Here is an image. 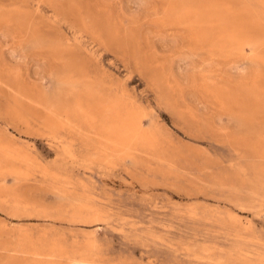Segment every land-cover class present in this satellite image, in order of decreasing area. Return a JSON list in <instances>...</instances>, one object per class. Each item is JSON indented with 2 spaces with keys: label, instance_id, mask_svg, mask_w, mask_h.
<instances>
[{
  "label": "rangeland",
  "instance_id": "obj_1",
  "mask_svg": "<svg viewBox=\"0 0 264 264\" xmlns=\"http://www.w3.org/2000/svg\"><path fill=\"white\" fill-rule=\"evenodd\" d=\"M55 1L0 0V264H264V0H230L250 26L256 23L250 29L257 47L226 48L190 43L181 24H164L157 11L165 0H74L72 12ZM101 2L124 29L115 43L93 22ZM19 15L22 23H10L12 33L5 17ZM184 55L187 60H179ZM37 65L44 66L39 77ZM228 65L248 67L258 74V86ZM206 87L234 88L237 98L219 104ZM90 91L101 102H117L121 117L131 116L129 152L108 156L96 148L94 128L76 109Z\"/></svg>",
  "mask_w": 264,
  "mask_h": 264
},
{
  "label": "bare ground",
  "instance_id": "obj_2",
  "mask_svg": "<svg viewBox=\"0 0 264 264\" xmlns=\"http://www.w3.org/2000/svg\"><path fill=\"white\" fill-rule=\"evenodd\" d=\"M51 1H53L54 3L56 2L55 0H51ZM59 1L60 0H58V2L57 3H59ZM61 1H64V2H66L65 4L67 5L66 7L67 8H69V10L70 9H72L70 12H72V11H76L77 10V8L78 7H75V4L76 3H74V0H61ZM104 1V0H103ZM111 1V0H110ZM123 1V0H122ZM147 1H149V0H146V3H148ZM152 1V0H151ZM263 1V0H262ZM63 2V3H64ZM89 2V1H88ZM97 2H98V0H97ZM62 3V2H61ZM90 3V2H89ZM92 3V2H91ZM123 3H124V1H123ZM122 3V4H123ZM128 3V2H127ZM141 3H144V1L142 0L141 1ZM152 3H153V1H152ZM230 3H232V2H230V0H165V2L162 4V6L160 7V10H158L157 12H158V16H164L165 18H163L162 19V21H164V24H165V20H167V22L168 21H171V22H178L179 24H181L182 25V29H183V31L184 30H186V32H188L189 34H190V36H191V39H190V43H191V40L193 39V42H195V44H201V43H203V42H206V41H213V46H215V47H218V48H226V47H229V46H231V45H238V46H243V45H245V44H254V45H256V47H257V42H256V40L253 38V30H251L250 29V27L251 26H253L254 25V28L256 27L255 26V22H254V24H252L251 26H250V24H248L247 23V21L244 19V17H242V14H241V11L239 12H237V10L235 11V10H233L232 8H231V4ZM256 3V2H255ZM93 4V3H92ZM92 4H91V6H92ZM95 4H96V2H95ZM98 4H99V2H98ZM98 4H96V5H98ZM124 4H126V1H125V3ZM236 4H237V2H236ZM86 5V4H85ZM109 5V4H108ZM117 5V4H116ZM120 5V4H119ZM128 5V4H127ZM142 4H140V6H141ZM150 5V4H149ZM51 6H53V5H51ZM76 6H78V5H76ZM100 8H101V10H100V16H99V13H98V17H97V21H93V22H95L96 24H98V23H101V25L103 26V28H104V30L106 31V33L109 35V39H111L112 40V42H113V40H115L116 38H122L123 39V37L124 36H120V32H122L123 30H121V27H119V25L117 24V26L116 25H114V22H112L111 21V19H110V15H109V11H108V8H107V6L105 7V5L103 4V2H101L100 3ZM125 7H126V5H124ZM142 6H144V4L142 5ZM148 6V5H147ZM255 6H257V5H255ZM54 7V6H53ZM65 7V8H66ZM120 7V6H119ZM129 7V6H128ZM55 8V7H54ZM74 8H76L75 10H74ZM87 8H88V6H87ZM92 8V7H91ZM95 8H96V6H95ZM107 8V9H106ZM110 9H111V7H109ZM56 9V8H55ZM58 9H60V8H57V10ZM64 9V8H63ZM127 9H129V8H127ZM130 9H133V8H130ZM234 9H235V7H234ZM249 9H252V8H249ZM68 10V9H67ZM83 10V9H82ZM87 10V9H86ZM96 10V9H95ZM103 10H105V11H103ZM125 10V9H124ZM134 10V9H133ZM240 10V9H239ZM56 11V10H55ZM92 11V10H91ZM111 11V10H110ZM115 11V10H114ZM127 11V10H126ZM14 12V11H13ZM58 12H61V10H59ZM87 12V11H86ZM122 12V11H121ZM124 12V11H123ZM262 12V11H261ZM62 13V12H61ZM60 13V14H61ZM92 13V12H91ZM95 13V12H94ZM113 13V12H112ZM125 13V12H124ZM123 13V14H124ZM154 13V12H153ZM54 14H55V12H54ZM62 14H64V13H62ZM66 14H68V13H66ZM66 14L64 15L65 17H63L64 19L66 18ZM96 14V13H95ZM117 14V13H116ZM130 14V13H129ZM134 14V13H133ZM140 14V13H139ZM24 15V14H23ZM78 15V14H77ZM86 15V14H85ZM131 15V14H130ZM61 16H63V15H61ZM69 16V15H68ZM116 16V15H115ZM131 16H136V13H135V15H131ZM138 16V15H137ZM244 16V15H243ZM83 17V16H82ZM87 17V16H86ZM253 17V16H252ZM259 17H261V16H259ZM5 18H8L7 20L5 19ZM4 19L8 22V24L7 25H10V23H14L15 24V22H17V24H19V23H22V22H20V20H22L23 18L21 17V15H19V16H16V18H15V16L13 17V16H6ZM84 18V17H83ZM117 18V17H116ZM123 17L121 16V19H122ZM162 18V17H161ZM263 18V17H262ZM25 19H27V18H25ZM67 19V18H66ZM69 19V18H68ZM71 19H74V18H71ZM88 19H89V14H88ZM28 20V19H27ZM86 20V19H85ZM93 20H94V18H93ZM144 21H145V18L143 19ZM256 20V19H255ZM254 20V21H255ZM258 20V19H257ZM89 21V20H88ZM122 21V20H121ZM140 21V20H139ZM139 21H137V22H139ZM149 21V20H148ZM155 21V20H154ZM262 21H264V19L262 20ZM71 22V21H70ZM69 22V23H70ZM73 22H75V21H72L71 23H73ZM90 22V21H89ZM115 22H116V20H115ZM131 22V21H130ZM141 22V21H140ZM150 22V21H149ZM166 22V23H167ZM79 23V22H78ZM77 23V24H78ZM92 23V22H91ZM142 23H144V22H142ZM142 23H140V24H142ZM158 23V22H157ZM54 23H52V25H53ZM76 24V23H75ZM79 24H81V23H79ZM138 24V23H137ZM168 24V23H167ZM171 24V23H170ZM82 25V24H81ZM95 25V24H94ZM79 26V25H78ZM83 27H85V29H86V27L87 26H85L84 24L82 25ZM121 26V25H120ZM131 26V25H130ZM138 27H139V24L137 25ZM5 27V26H4ZM27 27V34H28V36L29 35H31V33H30V29L28 28V27H30L29 25L28 26H26ZM26 27H23V29H25ZM95 27V26H94ZM259 27V26H258ZM7 28H9V30H11V32L12 33H14V30L12 29V27H11V25L10 26H7ZM6 28V29H7ZM14 28V27H13ZM16 28H18V27H16ZM96 28V27H95ZM133 28H135V26H133ZM253 28V29H254ZM257 28V27H256ZM15 29V28H14ZM35 29V28H34ZM34 29H32L31 31L33 32L34 31ZM84 29V28H83ZM182 29H179V30H182ZM8 30V29H7ZM18 30V29H17ZM87 30V29H86ZM90 30V29H89ZM88 30V31H89ZM258 30V29H257ZM6 31V30H5ZM4 31V32H5ZM88 31H87V33H88ZM105 31H104V33H105ZM263 31V30H262ZM11 32H9V33H11ZM25 32V33H26ZM53 32V37L51 38V39H53L54 38V34H55V32H54V30L52 31ZM136 32H137V30H136ZM139 32V31H138ZM137 32V33H138ZM8 33V32H7ZM11 33V35H13ZM96 33H97V31H96ZM105 33V34H106ZM123 33V32H122ZM134 33V32H133ZM257 33V32H256ZM261 33V32H260ZM26 34V35H27ZM57 34V33H56ZM55 34V35H56ZM90 34V33H89ZM92 34V33H91ZM90 34V35H91ZM124 35H125V33H123ZM141 34V33H140ZM258 34V33H257ZM18 35H20V33L18 34ZM52 35V34H51ZM100 35V34H99ZM255 35V34H254ZM4 37H5V34L3 35ZM57 36V35H56ZM94 36V35H93ZM92 36V37H93ZM101 36V35H100ZM118 36H120V37H118ZM140 36V35H139ZM24 37V36H23ZM23 37H21V39H23ZM27 37V36H26ZM105 37H106V35H105ZM63 38H64V36H63ZM62 38V39H63ZM94 38V37H93ZM98 38H100V37H98L97 36V39ZM140 38H141V36H140ZM156 38V37H155ZM108 39V40H109ZM121 39V40H122ZM127 38H125V40H126ZM131 39H132V41L134 40V37L132 38L131 37ZM174 39V38H173ZM179 39V38H178ZM187 39V38H186ZM16 40V39H15ZM17 40H19V39H17ZM38 40H39V42H42V43H44L43 41H42V39H40V38H38ZM95 40V39H94ZM120 40V39H119ZM118 40V41H119ZM127 40H129V39H127ZM182 40V39H181ZM181 40H180V42H181ZM65 41V40H64ZM96 41V40H95ZM123 41V40H122ZM175 41H176V39L174 40V41H172L171 42V44H176L175 43ZM179 41V40H178ZM188 41V40H187ZM70 42V41H69ZM74 42H75V40H74ZM97 42V41H96ZM99 42H100V40H99ZM98 42V43H99ZM103 42V41H102ZM116 42H117V40H116ZM124 43L126 42V41H123ZM134 42H136V41H134ZM134 42H133V44H134ZM177 42V41H176ZM183 42V41H182ZM61 43V42H60ZM67 43V42H66ZM113 43H115V41L113 42ZM130 43V42H129ZM264 43V42H263ZM69 44V43H68ZM73 45H74V43H72ZM78 44H79V42H78ZM78 44H76V45H78ZM100 44V43H99ZM117 44H118V42H117ZM122 44L123 43H121V47H122ZM150 44V43H149ZM156 44H157V41H156ZM170 44V45H171ZM53 45V44H52ZM81 45V44H80ZM101 45V44H100ZM104 45H106L105 43H104ZM103 45V46H104ZM124 45H126V44H124ZM130 45V44H129ZM143 45V44H142ZM141 45V46H142ZM154 45V44H153ZM159 45V44H158ZM157 45V46H158ZM83 46V45H82ZM107 46V45H106ZM119 46V45H118ZM156 46V45H155ZM160 46V45H159ZM58 46H56L55 48H57ZM71 47V46H70ZM79 47V46H78ZM84 47V46H83ZM105 47V46H104ZM111 46H109V48H110ZM121 47L119 48V49H121ZM127 47V46H126ZM130 47V46H129ZM137 47V46H136ZM144 47L145 46H143V49H144ZM154 47V46H153ZM162 47H165V45L164 46H162ZM103 48V47H102ZM139 48V47H138ZM264 48V47H263ZM58 49V48H57ZM81 48H78V51L80 50ZM104 49V48H103ZM106 49H107V47H106ZM118 49V50H119ZM124 49H126V48H124ZM128 49V48H127ZM126 49V50H127ZM150 49H153V48H150ZM148 50L149 52H151V50ZM157 49H159V48H157ZM52 51H51V53L53 52V49H51ZM105 50V49H104ZM109 50H111V49H109ZM166 50V49H165ZM168 51H171L172 50V46L170 47V48H168L167 49ZM13 51V50H12ZM56 51V50H55ZM58 51V50H57ZM60 51V50H59ZM58 51V52H59ZM70 51H73V50H70ZM83 51H84V49H83ZM112 51V50H111ZM122 51H124V50H122ZM132 51H134L133 49H132ZM153 52H154V49L152 50ZM158 50H156V52H157ZM135 52V51H134ZM143 52V51H142ZM144 52L146 53L147 51H145L144 50ZM144 52H143V54H144ZM54 53V52H53ZM83 53H85V51L83 52ZM148 53V52H147ZM55 54V53H54ZM63 54H64V52H63ZM65 54L67 55V53L65 52ZM64 54V55H65ZM129 54V53H128ZM127 54V55H128ZM135 54V53H134ZM149 54H151V53H149ZM3 55V54H2ZM7 55V54H6ZM6 55H3V56H6ZM56 55H58L59 56V54H56ZM69 55H71V57L73 58H75V56H72L73 54H70L69 53ZM68 55V56H69ZM85 55V54H84ZM145 55V54H144ZM148 55V54H147ZM146 55V56H147ZM158 55V54H157ZM62 56V55H61ZM90 56V55H89ZM89 56H88V59H89ZM138 56V55H137ZM150 56V55H149ZM7 57V56H6ZM11 57V55L8 57V58H10ZM70 56L68 57V58H71ZM85 57V56H84ZM151 57H152V55H151ZM158 57V56H157ZM68 58H67V61H69L68 60ZM71 58V59H72ZM73 58V60H75ZM81 58H83V56H81ZM81 58L79 59V61L81 60ZM135 58L136 57H134V60H135ZM153 58V57H152ZM178 58V57H177ZM2 59H3V57H2ZM1 59V60H2ZM11 59V58H10ZM94 59V58H93ZM92 59V60H93ZM136 59H139V57L138 58H136ZM149 59V58H148ZM183 59H186L187 60V56H183V58L182 57H179V60H182L183 61ZM1 60H0V62H1ZM5 60V59H4ZM6 60H7V58H6ZM6 60H5V62H6ZM72 60V61H73ZM77 60V59H76ZM76 60L74 61V62H76ZM87 60V59H86ZM95 60V59H94ZM145 62H146V60L145 59H143ZM150 60V59H149ZM153 60H157V59H154L153 58ZM12 61V60H11ZM10 61V62H11ZM78 61V62H79ZM82 61V60H81ZM90 61V60H89ZM138 61V60H137ZM136 60H135V62H137ZM160 61V60H159ZM176 61V60H175ZM73 62V63H74ZM88 62V61H87ZM92 62V61H91ZM151 62V61H150ZM158 62V61H157ZM179 62V61H178ZM177 62V63H178ZM190 62V61H189ZM189 62H188V64H189ZM192 62V61H191ZM194 62V61H193ZM68 63V62H67ZM70 63H72V62H70ZM72 63V64H73ZM82 63H84V62H82ZM82 63H80V64H78V63H75V64H77V65H81ZM132 63V62H131ZM144 63V62H143ZM163 63V62H162ZM165 63V62H164ZM174 63V62H173ZM177 63H175L174 64V66H177ZM212 63V62H211ZM4 64V66L6 67V65H5V63H3ZM8 64V63H7ZM72 65V66H75V67H78V66H76V65ZM145 64H148V63H145ZM186 64V63H185ZM190 64H192V63H190ZM207 64H209V63H207ZM213 64V63H212ZM82 65H84V64H82ZM140 65V64H139ZM153 65H155V64H153ZM158 65H159V63H158ZM161 65V64H160ZM165 64H163V66H164ZM173 65V64H172ZM210 65V64H209ZM208 65V66H209ZM9 66H11V64L9 65ZM9 66H7L8 68H9ZM47 66V65H46ZM71 66V64L68 66V67H70ZM87 66V65H86ZM141 66V65H140ZM188 66V65H187ZM191 66V65H190ZM211 66V65H210ZM214 66V65H213ZM212 66V67H213ZM229 67L227 68L228 69V71L230 72V70L229 69H232L234 66H230V65H228ZM39 68V69H37V71H35V75L36 74H38L37 76L39 77V75L41 74L40 73V71H44L43 69H44V66L42 65L41 67L39 66L38 67V65L37 66H35V68ZM67 67V66H66ZM81 67V66H80ZM207 67V66H206ZM205 67V68H206ZM216 67V66H215ZM17 67H15V69H16ZM62 68V67H61ZM83 67H81V69H82ZM146 68V67H145ZM144 68V69H145ZM175 68V67H174ZM209 68V67H208ZM76 69H79V68H76ZM143 69V70H144ZM147 69V68H146ZM149 69V68H148ZM152 69H153V67H152ZM163 69V68H162ZM234 69H235V75L240 79V80H250L251 81V86L252 87H255V86H258V84H257V82H256V78H257V75L258 74H255V73H253L248 67H239L238 65L237 66H235L234 67ZM3 70V69H2ZM67 70H68V68H67ZM71 71L73 70V69H70ZM141 70H142V67H141ZM143 70H142V72H143ZM150 70V69H149ZM165 70V69H164ZM163 70V71H164ZM174 70V69H173ZM6 71H7V68H6ZM10 71V70H9ZM62 71H64L63 69L61 70V72ZM74 71H75V69H74ZM155 71V70H154ZM176 73L175 74H177V72L178 71H176V70H174ZM181 71V70H180ZM180 71L178 72V73H180ZM227 70H226V73L228 72ZM8 72V71H7ZM15 72V71H14ZM60 72V73H61ZM145 72H147L148 73V71H145ZM157 72V71H156ZM184 72V71H183ZM6 73V72H5ZM4 73V74H5ZM34 73V72H33ZM40 73V74H39ZM66 73H67V71H66ZM76 75H77V73L76 72H74ZM73 73V74H74ZM93 73V72H92ZM95 73V72H94ZM93 73V74H94ZM141 73V72H140ZM174 73V72H173ZM259 73H261V72H259ZM263 73V72H262ZM68 75L70 74V72L68 71V73H67ZM81 74V73H80ZM79 74V75H80ZM151 74H152V72H151ZM156 74V73H155ZM161 74V73H160ZM188 73H186V75H187ZM234 74V73H233ZM232 74V75H233ZM10 75H11V73H10ZM33 75V74H32ZM86 75V74H85ZM84 75V76H85ZM96 75V74H95ZM178 75V74H177ZM180 75V74H179ZM192 75V74H191ZM6 76H7V74H6ZM13 77H15L14 75H12ZM41 76V75H40ZM55 76H58V75H55ZM60 76H61V74H60ZM86 76H88V75H86ZM148 76V75H147ZM176 76V75H175ZM12 77V78H13ZM36 77V76H35ZM96 77V76H95ZM99 77V76H98ZM103 77V76H102ZM101 77V78H102ZM198 76H194V74H193V76L191 77L190 76V81L193 83V84H196L197 82H198V79L199 78H197ZM8 78L9 79H11L10 78V76H9V74H8ZM7 78V79H8ZM33 78H34V75H33ZM37 78V77H36ZM42 78V77H41ZM56 78V77H55ZM81 78H83V76L81 75V77H80V79ZM93 78V77H92ZM97 78V77H96ZM100 78V77H99ZM167 78H169V77H167ZM180 78H181V76H179V80H180ZM186 78V77H185ZM19 79V78H18ZM74 79V78H73ZM79 79V78H78ZM88 79V78H87ZM86 79V80H87ZM98 79V78H97ZM164 80H165V78H163ZM177 79V78H176ZM13 79H11L10 81H12ZM15 80V79H14ZM36 80V79H35ZM85 80V79H84ZM83 80V81H84ZM182 80H183V76H182ZM185 80V79H184ZM189 80V78L187 79V81ZM2 81V80H1ZM7 81H9V80H7ZM9 81V82H10ZM16 81H18V80H15L14 82H16ZM79 81V80H78ZM81 81V80H80ZM79 81V82H80ZM176 81V80H175ZM181 81V80H180ZM212 81V80H211ZM13 82V81H12ZM11 82V84H14V83H12ZM34 82V81H33ZM39 82V81H38ZM37 82V83H38ZM60 82V81H59ZM58 82V83H59ZM67 82V81H66ZM65 82V83H66ZM184 82V81H183ZM204 82V81H203ZM35 83H36V81H35ZM62 83V82H61ZM69 83V82H68ZM73 83V82H72ZM82 83H84V82H82ZM88 83V82H87ZM90 83V82H89ZM89 83L88 84H86L85 86H87V85H89ZM94 83H96V82H94ZM98 83V82H97ZM174 83H176V82H174ZM247 83H248V81H247ZM77 84V83H76ZM99 84H101V83H99ZM164 84V82H161V85H163ZM16 85H18V83H16ZM16 85H14V86H16ZM35 85V84H34ZM79 85V84H78ZM91 85H92V83H91ZM91 85H89L90 87H91ZM97 85V84H96ZM165 85V84H164ZM167 85V84H166ZM188 85V84H187ZM187 85H186V87H187ZM201 85V84H200ZM210 85V84H209ZM1 86V85H0ZM3 86V85H2ZM6 86V85H5ZM12 86V85H11ZM72 86V85H71ZM104 86V85H103ZM191 86H192V84H191ZM194 86V85H193ZM8 88H9V86H7ZM26 87V86H25ZM79 87H80V85H79ZM100 87V86H99ZM174 87V86H173ZM172 87V88H173ZM190 87V85L188 86V88ZM199 87V86H198ZM222 87H223V85H222ZM8 88H6L7 90H8ZM19 88V87H18ZM28 88V87H27ZM72 89H73V86L71 87ZM70 88V89H71ZM81 88V87H80ZM85 87H82V89H84ZM89 88V87H88ZM106 88V87H105ZM125 88V87H124ZM174 88H176V87H174ZM178 88V87H177ZM176 88V89H177ZM181 88V87H180ZM203 88V87H202ZM210 88V87H209ZM212 88V87H211ZM224 88H226V87H224ZM11 89V88H10ZM24 89V88H23ZM29 89V88H28ZM62 89V88H61ZM63 89L64 90H66L64 87H63ZM79 89V88H78ZM85 89H87V88H85ZM109 89V88H108ZM165 89V88H164ZM205 90H207L208 88L206 87V88H204ZM204 89H201V90H204ZM229 89V88H228ZM21 90L22 89H20L19 91H20V93H21ZM63 90V91H64ZM69 90V89H68ZM68 90H67V92H68ZM91 90H92V88H91ZM99 90H100V88H99ZM180 90V89H179ZM183 90H185V89H183ZM194 90H196V89H194ZM193 90V91H194ZM198 90V89H197ZM200 90V89H199ZM198 90V91H199ZM230 90H231V88H230ZM15 91V90H14ZM18 91V92H19ZM26 91V89L25 90H23V92H25ZM32 91V90H31ZM176 91V90H175ZM233 91H234V88H233ZM232 90H231V92H227V91H225L224 89H208L207 91H205L207 94H208V96H210V98H212L215 102H218L219 104H224V105H226L227 104V98H231V99H233V100H235L236 98H237V93L236 92H233ZM11 92V91H10ZM34 92V91H33ZM44 92V91H43ZM87 92H88V90H87ZM92 92H94L95 94H96V91H93L92 90ZM100 92H101V90H100ZM164 92H166V91H164ZM177 92V91H176ZM180 92V91H179ZM185 92H187V91H185ZM4 93V92H3ZM12 93V92H11ZM16 93H17V91H16ZM19 93V96L20 95H22V93L20 94ZM35 93H36V91H35ZM34 93V94H35ZM40 93V91L37 93L38 95H40L39 94ZM51 93H53V92H51ZM69 93V92H68ZM192 93V92H191ZM198 93V92H197ZM202 93L203 94H205L203 91H202ZM247 93V92H246ZM245 93V94H246ZM8 94V93H7ZM25 94V93H24ZM27 94H29V93H27ZM33 94V93H32ZM63 94V93H62ZM67 94V93H66ZM76 94V93H75ZM74 93H73V95H75ZM98 94H99V92H98ZM178 94V93H177ZM207 94L206 95H204V96H207ZM239 94V93H238ZM244 94V93H243ZM18 95V94H17ZM77 95V94H76ZM83 95V94H82ZM84 95H87V94H84ZM103 95V94H102ZM106 95V94H105ZM115 95H117V93L115 94ZM174 95H176L175 93H174ZM194 95V94H193ZM199 95H201V93L199 94ZM23 96V95H22ZM41 96V95H40ZM39 96V97H40ZM53 96H55V95H53ZM57 96H59V95H57ZM72 96V95H71ZM107 96V95H106ZM171 96V95H170ZM172 96H173V94H172ZM171 96V97H172ZM185 96H192V95H185ZM195 96H196V92H195ZM239 96H241V95H239ZM246 96V95H245ZM248 96V95H247ZM18 97V96H17ZM28 97V96H27ZM38 96L37 97H34V98H39ZM62 97V96H61ZM63 97H65V95H63ZM62 97V98H63ZM69 97V96H68ZM104 97V96H103ZM180 97V96H179ZM198 97V96H197ZM13 98V97H12ZM59 98V97H58ZM66 98H67V96H66ZM65 98V99H66ZM74 98H76L77 99V96L76 97H74ZM73 98V99H74ZM99 98H101L100 97V94L98 95V96H96V95H94V94H92L91 93V91H90V93H88V95L87 96H85L84 98H82L83 100H81V101H79L80 103H79V106H77V108L76 109H78V111L79 112H81V115L83 116H85V117H87V121H88V125H91L90 127H92V128H94V130H92V133H93V135L95 136H97V138H98V142L96 143V141H95V143H96V148L97 149H99V150H102V151H104V152H106L107 154H108V156H114V155H116L117 153H119V152H129L130 151V144L132 143V140H133V138H134V129H133V121H132V118H131V116L130 115H127L126 117H121V115H120V111H119V106H118V104H117V102H114L113 100L112 101H103V102H101V101H99ZM106 98V97H105ZM175 98V97H174ZM194 97H192V99H193ZM204 98V97H203ZM210 98H209V101H210ZM23 99V98H22ZM64 99V98H63ZM64 99V100H65ZM69 99H71V97L69 98ZM75 99V100H76ZM178 99L179 98H177V103H179L178 102ZM185 99V98H184ZM190 99V98H189ZM202 99V98H201ZM207 99H208V97H207ZM244 99V98H243ZM28 100H30V99H28ZM72 100V99H71ZM70 100V101H71ZM105 100V99H104ZM180 100V99H179ZM188 100V99H187ZM205 100V99H204ZM238 100V99H237ZM16 101V100H15ZM24 101H25V99H24ZM46 101V103H47V101L48 100H45ZM181 101V100H180ZM192 101L193 100H191V103H192ZM206 101V100H205ZM213 101V102H214ZM38 102V101H37ZM42 102V101H41ZM65 102V101H64ZM184 102H185V100H184ZM190 102V101H189ZM195 102V101H194ZM193 102V103H194ZM196 102H197V100H196ZM195 102V103H196ZM207 102V101H206ZM211 102V101H210ZM213 102H211V103H213ZM214 102V103H215ZM237 102H239V101H237ZM26 103H27V101H26ZM35 103V102H34ZM59 103V102H58ZM75 103V102H74ZM31 104V103H30ZM42 105H43V103H41ZM52 104H54L53 103V100H52V98H51V105ZM201 104V103H200ZM217 103H215V105H216ZM236 104H238V103H236ZM241 104H243V103H241ZM64 105V104H63ZM66 105H67V103H66ZM177 105H179V104H177ZM187 105V104H186ZM218 105V104H217ZM25 106H27V105H25ZM39 106H40V104H39ZM65 106V105H64ZM68 106H69V104H68ZM195 106V105H194ZM197 106V105H196ZM30 107V106H29ZM35 107H37V106H34V108ZM46 107H48V106H46ZM57 107V106H56ZM61 107V106H60ZM73 107V106H72ZM184 107V106H183ZM198 107V106H197ZM196 107V108H197ZM200 107V106H199ZM202 107V106H201ZM207 107V106H206ZM243 107V106H242ZM32 108V107H31ZM38 108V107H37ZM50 107H48V109H49ZM70 108V107H69ZM202 108H204V107H202ZM47 109V110H48ZM71 109H73L72 110V112H75L74 110V108H71ZM224 109V108H223ZM29 110H30V108H29ZM35 110H37V109H35ZM41 110V109H40ZM49 110H51V109H49ZM63 110V109H62ZM226 110V109H225ZM27 111V110H26ZM43 111V110H42ZM71 111V110H70ZM190 111H191V109H190ZM14 112V111H13ZM34 112H36V111H34ZM48 112H50V111H48ZM52 112H53V110H52ZM56 112V111H55ZM77 112V111H76ZM197 112V111H196ZM31 113V112H30ZM32 113H33V111H32ZM78 113V112H77ZM195 113V112H194ZM253 113V112H252ZM254 113H256V112H254ZM253 113V114H254ZM37 114V113H36ZM39 114V113H38ZM36 115V116H39L40 117V115ZM41 114V113H40ZM58 114V113H57ZM69 114V113H68ZM71 115H72V113H70ZM69 114V115H70ZM197 114V113H196ZM204 114V113H203ZM35 115V114H34ZM43 115V114H42ZM42 115H41V117H42ZM55 115V114H54ZM67 115V114H66ZM68 115V116H69ZM74 115V114H73ZM79 115V114H78ZM202 115V114H201ZM45 116V115H44ZM50 116V115H49ZM56 116V115H55ZM81 116V117H82ZM244 116V115H243ZM250 116H253V115H250ZM41 117H40V119H41ZM46 117V116H45ZM63 117V116H62ZM76 117H77V115H76ZM80 117V118H81ZM44 118V117H43ZM42 118V119H43ZM53 118H55L54 116H53ZM67 118V117H66ZM73 118H75V117H73ZM73 118H71V119H73ZM78 118H79V116H78ZM190 118V117H189ZM204 119H205V117H203ZM250 118V117H249ZM34 119V118H33ZM35 119H36V117H35ZM56 119V118H55ZM69 119H70V116H69ZM84 119V118H83ZM83 119H81V120H83ZM195 119V118H194ZM193 119V120H194ZM208 120H210L209 118H207ZM206 119V120H207ZM47 120V119H46ZM58 120H60V119H58ZM79 120V119H78ZM77 119H76V121H78ZM215 120V119H214ZM217 120V119H216ZM251 120V119H250ZM24 121V120H23ZM42 121V120H41ZM48 121H50V120H48ZM52 121H54V123H56V124H59V122L57 123V122H55V120L54 119H52L50 122H52ZM76 121H74V122H76ZM218 121V120H217ZM223 120L220 118L219 119V125L221 126L222 125V122ZM82 122V121H81ZM206 122V121H205ZM213 122V121H212ZM84 123V122H83ZM82 123V124H83ZM85 123H87L86 121H85ZM218 123V122H217ZM227 123V122H226ZM78 124V126H79V123H77ZM201 124V123H200ZM205 124V123H204ZM208 124V123H207ZM206 124V125H207ZM213 124H214V122H213ZM216 124V123H215ZM225 124V123H224ZM52 125V124H51ZM85 125V124H84ZM210 125H211V122H210ZM228 125H229V123H228ZM50 126V125H49ZM81 126V125H80ZM86 126V125H85ZM207 126H209V124L207 125ZM216 126V125H215ZM215 126H213V127H215ZM52 127V126H51ZM217 127H218V124H217ZM223 127V126H222ZM82 129V128H81ZM84 129V128H83ZM217 129H219V128H217ZM81 131V130H80ZM83 131H85V130H83ZM82 131V132H83ZM89 133H91V132H89ZM84 135V134H83ZM257 135V134H256ZM86 136V135H85ZM93 137V136H92ZM91 137V138H92ZM90 138V139H91ZM235 138V137H234ZM255 138H257V136H255ZM261 138V137H260ZM93 139V138H92ZM92 139H91V142H93L92 141ZM238 139H240V138H238ZM257 141H258V139H256ZM238 142L240 141V140H237ZM262 141V140H261ZM88 142V141H87ZM240 142H242V141H240ZM259 143H260V141H259ZM1 144V143H0ZM144 144H146V143H144ZM143 144V145H144ZM156 145H158V144H156ZM262 145V144H261ZM1 146V145H0ZM4 147V146H3ZM145 147H147V145L145 146ZM149 147V146H148ZM262 147V146H261ZM2 148V147H1ZM157 148V147H156ZM251 148V147H250ZM252 148H254V147H252ZM259 148H260V146H259ZM7 149V148H6ZM155 150H157V149H155ZM253 150H255V149H253ZM263 150V149H262ZM262 150L260 151V152H262ZM1 151V150H0ZM8 151V150H7ZM158 151H159V149H158ZM11 152V151H10ZM2 153H3V151H2ZM9 153V152H8ZM12 153H13V151H12ZM153 153H155L156 154V152H153ZM9 156V155H8ZM159 156H161V155H159ZM7 157V156H6ZM152 157H154V155L152 156ZM156 157H157V155H156ZM30 158V157H29ZM155 158V157H154ZM25 159V158H24ZM27 160H28V158H26ZM31 159H33V157L31 158ZM156 159V158H155ZM158 159V158H157ZM161 159H162V161H163V158L161 157ZM160 159V160H161ZM168 159V158H167ZM34 160V159H33ZM31 161V160H30ZM159 161V160H158ZM166 162H167V160H165ZM165 161H163V163H165ZM6 170V169H5ZM5 172V171H4ZM22 173V172H21ZM47 174H49V173H47ZM46 174V175H47ZM51 175H53V174H51ZM50 175V176H51ZM14 205V204H13ZM19 206V205H18ZM15 208V207H14ZM19 208V207H18ZM28 208V207H27ZM81 208V207H80ZM94 208V207H93ZM30 209V208H29ZM75 209V208H74ZM91 209V208H90ZM15 210V209H14ZM74 211V210H73ZM46 249H49V247L48 248H46ZM56 250V249H55ZM57 250H58V248H57ZM48 251V250H47ZM51 252V251H50ZM94 257V256H93ZM33 260V259H32ZM76 260H78V259H71V260H68V262L66 263V264H70V263H73V262H75ZM30 262V261H29ZM34 262V261H33ZM32 262V263H33ZM89 262H91V261H89ZM16 263V262H15ZM21 264V263H20Z\"/></svg>",
  "mask_w": 264,
  "mask_h": 264
}]
</instances>
